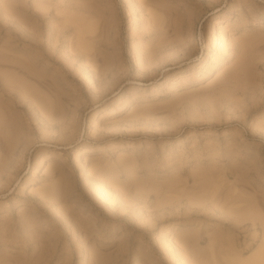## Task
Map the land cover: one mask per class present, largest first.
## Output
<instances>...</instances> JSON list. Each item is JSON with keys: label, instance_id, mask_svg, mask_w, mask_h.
Segmentation results:
<instances>
[{"label": "rangeland", "instance_id": "obj_1", "mask_svg": "<svg viewBox=\"0 0 264 264\" xmlns=\"http://www.w3.org/2000/svg\"><path fill=\"white\" fill-rule=\"evenodd\" d=\"M0 264H264V0H0Z\"/></svg>", "mask_w": 264, "mask_h": 264}, {"label": "bare ground", "instance_id": "obj_2", "mask_svg": "<svg viewBox=\"0 0 264 264\" xmlns=\"http://www.w3.org/2000/svg\"><path fill=\"white\" fill-rule=\"evenodd\" d=\"M90 148L88 147H82L81 149H78L76 152H75V156L73 158V161L76 163L78 162L80 159H81V154L88 151Z\"/></svg>", "mask_w": 264, "mask_h": 264}]
</instances>
